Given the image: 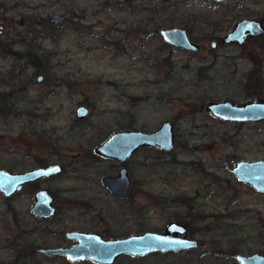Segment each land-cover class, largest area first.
<instances>
[{
  "label": "rangeland",
  "instance_id": "374dc122",
  "mask_svg": "<svg viewBox=\"0 0 264 264\" xmlns=\"http://www.w3.org/2000/svg\"><path fill=\"white\" fill-rule=\"evenodd\" d=\"M242 18L264 21V0H0V167L65 169L45 184L59 203L49 221L31 213L33 188L0 193V263L97 264L32 249L70 244L72 229L118 238L172 220L191 227L198 248L115 264H240L237 254H264V193L233 171L237 160H264V121L226 122L206 107L264 98V36L223 42ZM170 27L200 50L167 44L157 30ZM166 120L174 149L137 152L132 199L112 197L102 184L110 165L95 148Z\"/></svg>",
  "mask_w": 264,
  "mask_h": 264
},
{
  "label": "water",
  "instance_id": "95a60500",
  "mask_svg": "<svg viewBox=\"0 0 264 264\" xmlns=\"http://www.w3.org/2000/svg\"><path fill=\"white\" fill-rule=\"evenodd\" d=\"M53 19L62 21L63 17L55 14ZM158 33L170 45L194 52L200 50V46L189 37L184 28H161ZM263 33L264 25L261 21L245 18L236 23L235 27L223 38V41L225 43L237 41L239 44H243L249 35ZM212 46H216V42H212ZM206 107L216 118L226 122L264 121V98L253 99L245 103H236L230 100L211 101ZM88 111L87 107L80 106L77 109V114L83 118ZM175 143V124L172 120H166L160 127L152 131L128 128L116 131L95 150L107 158L125 161L143 147H156L160 150L172 151ZM233 171L241 181L264 192V160H237L234 163ZM62 172L63 167L60 164H51L24 172H13L0 167V193L9 197L21 190L25 183ZM103 182L113 193L121 197H128L131 179L127 168H122L117 176L104 177ZM53 203L54 197L48 190H39L36 193V202L32 211L38 216L52 217L56 212ZM188 233L189 228L178 221L171 222L165 232L144 231L118 238H105L97 232L78 230L67 233L68 238L77 241L75 245L43 248L40 251L45 254L64 256L71 262L89 260L97 264H115L120 256L126 254L136 257L159 251L177 253L181 250L197 248L198 240L188 236ZM237 260L240 264H264V254L257 252L251 255L237 254Z\"/></svg>",
  "mask_w": 264,
  "mask_h": 264
},
{
  "label": "flooded vegetation",
  "instance_id": "af4514ba",
  "mask_svg": "<svg viewBox=\"0 0 264 264\" xmlns=\"http://www.w3.org/2000/svg\"><path fill=\"white\" fill-rule=\"evenodd\" d=\"M56 14H58V13H56ZM55 15V14H54ZM54 15H52V21L54 22V23H63L64 21H65V17L62 15V14H59L60 16H62L63 17V20L62 21H55L54 19H53V16ZM242 19H245V18H242ZM241 19V20H242ZM247 19H249V18H247ZM253 20V19H252ZM254 20H259V21H261L262 23H263V25H264V21L261 19V18H258V19H254ZM0 25H1V27H2V33L0 34V36L1 35H3L4 34V25H3V23L1 22V20H0ZM235 27V26H234ZM160 30V29H159ZM159 30H157V33H158V31ZM188 32V31H187ZM230 32V31H229ZM189 34V33H188ZM261 36H264V33L263 34H261V35H249L248 37H247V39H246V41L243 43V44H245L249 39H253V38H260ZM189 37H190V35H189ZM191 38V37H190ZM192 39V38H191ZM165 41V40H164ZM166 42V41H165ZM216 42V41H215ZM224 42V41H223ZM235 42H237V41H235ZM167 43V42H166ZM217 43V42H216ZM225 43V42H224ZM230 43H234V42H230ZM167 44H169V43H167ZM243 44H240V45H243ZM170 45V44H169ZM35 65H37V66H40V65H42L43 66V64H41V62H39V63H35ZM259 99V98H258ZM174 122V121H173ZM238 123V122H237ZM101 145V144H100ZM143 148H145V147H143ZM143 148H141V149H143ZM152 148H156V147H152ZM96 149V148H95ZM141 149H139L137 152H139ZM162 151H165V150H162ZM95 152H96V150H95ZM136 152V153H137ZM166 152H168V151H166ZM97 153V155H98V158H100L103 162H105V163H108L109 165H110V169H109V171H107L106 172V174L103 176V178H102V184H103V186L105 187V189L109 192V194L112 196V197H114V198H116V199H118V200H120V201H122V202H130V200L132 199V197H133V194H132V191H133V188H134V182H133V177H132V170H131V168L129 167V161L131 160V158L136 154H134L131 158H129V159H127V160H125V161H120V160H118V159H110V158H107V157H105L104 155H102V154H100V153H98V152H96ZM51 164H55V163H51ZM51 164H48V165H51ZM59 164V163H58ZM61 165V164H60ZM43 166H47V164L46 165H44V164H38L37 166H35V167H33V168H38V167H43ZM62 166V165H61ZM63 167V166H62ZM234 167V166H233ZM32 168V169H33ZM122 168H127L128 169V172H129V177H130V179H131V183H130V186H129V190H128V197H121V196H119V195H117V194H115V193H113L111 190H110V188L109 187H107L105 184H104V182H103V179H104V177H106V176H117V175H119V173H120V171H121V169ZM30 170V169H29ZM63 173H65V169H64V167H63V172L62 173H57V174H53V175H51V176H49V177H41V178H39V179H37V180H34V181H31V182H28V183H25L24 184V186H23V188L21 189V190H18V191H16L15 192V194H13V195H11L10 197H12V196H15L16 194H20V193H23L25 190H26V188H28V187H30V188H33L34 190H35V192H34V204H33V206H32V208H31V213L33 214V216L34 217H36V219H40V220H44V221H49L50 219H52V218H54L56 215H57V213H58V209H59V203H58V201H57V197H56V195L54 194V192L50 189V187H48L47 185H45L46 184V182L48 181V180H51L52 178H54V177H57V176H60V175H62ZM39 190H48L50 193H51V195L54 197V206L56 207V212H55V215H53L52 217H43V216H38V215H35L34 213H33V211H32V209H33V207H34V205H35V202H36V193L39 191ZM257 190V189H256ZM259 191V190H258ZM260 192V191H259ZM261 193H264V192H261ZM3 195V194H2ZM4 196V195H3ZM6 197V196H5ZM173 221H178L179 223H181V224H184V225H186L188 228H189V233H188V236H190V237H192L191 236V227L187 224V223H185V222H183V221H179V220H172V221H170V222H168V224H167V226L171 223V222H173ZM167 226L161 231V232H165L166 231V228H167ZM84 231V230H81V229H72V230H69V231H67L66 232V236H67V233L68 232H71V231ZM87 232H97V231H87ZM97 233H100V234H102L103 236H104V234L103 233H101V232H97ZM175 235V234H174ZM105 237V236H104ZM68 238V237H67ZM106 238V237H105ZM193 238V237H192ZM72 243H70V244H67V245H63V244H57V245H54V246H38V247H35L34 249H32V252H34L35 254H38V253H43V252H41L40 250L41 249H43V248H58V247H70V246H73V245H75L76 243H77V241L76 240H73V239H70V238H68ZM196 239V238H195ZM199 242V241H198ZM199 247V246H198ZM197 247V248H198ZM193 249H195V248H193ZM190 250H192V249H190ZM189 251V250H188ZM183 252H185V251H183ZM164 253V252H163ZM166 253H170V252H166ZM43 254H45V253H43ZM45 255H48V256H60V255H50V254H45ZM64 257V256H63ZM66 259V258H65ZM67 261H69L68 259H66ZM87 261H89V260H87ZM69 262H71V261H69ZM81 262H85V261H81ZM89 262H92V263H94L93 261H89ZM71 263H78V262H71ZM1 264V263H0Z\"/></svg>",
  "mask_w": 264,
  "mask_h": 264
}]
</instances>
